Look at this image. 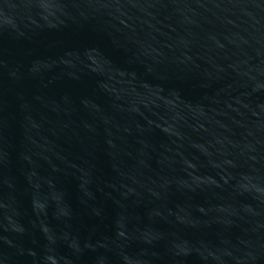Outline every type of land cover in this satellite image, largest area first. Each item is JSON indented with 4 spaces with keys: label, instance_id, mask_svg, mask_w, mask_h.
I'll return each mask as SVG.
<instances>
[{
    "label": "water",
    "instance_id": "water-1",
    "mask_svg": "<svg viewBox=\"0 0 264 264\" xmlns=\"http://www.w3.org/2000/svg\"><path fill=\"white\" fill-rule=\"evenodd\" d=\"M0 264H264V0H0Z\"/></svg>",
    "mask_w": 264,
    "mask_h": 264
}]
</instances>
